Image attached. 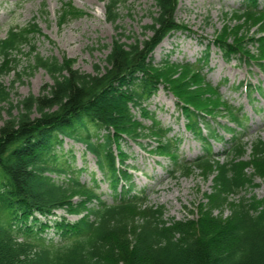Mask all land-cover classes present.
Segmentation results:
<instances>
[{"label":"trees","instance_id":"trees-1","mask_svg":"<svg viewBox=\"0 0 264 264\" xmlns=\"http://www.w3.org/2000/svg\"><path fill=\"white\" fill-rule=\"evenodd\" d=\"M124 3L108 0L107 20L115 23ZM178 4L154 0L152 22L144 26L152 35L141 39L119 32L106 65H96L94 73L76 69L70 59L42 56L33 43L41 31L37 23L11 27L0 39V75L13 72L21 79L43 68L53 80L38 95L16 94V101L17 80L11 87L0 84L1 109L8 112L0 124V264H264V197L246 195L259 174L256 170L264 172V141H252V156L243 159V135L228 124L244 129L240 111L207 80L203 67L169 58L153 62V52L166 36L189 31L175 17ZM236 13L246 20V33L239 30L232 37L226 28L214 44L226 61H253L264 72V8L256 0H245ZM84 14L65 2L59 23ZM27 46L29 63L20 69L16 56ZM260 86L248 84V93L264 95ZM161 87L175 94L186 129L198 141L218 140L211 122L232 134L226 161L212 156L208 146L196 162L180 159L177 138L148 108ZM217 113L227 124L217 120ZM66 138L82 142L94 155L100 180L81 181V170L59 153ZM126 138L141 146V141H151L149 151L170 155L175 171L194 167L214 173L208 206L198 221L170 222L163 206L148 205L144 191L134 190L129 154L122 146ZM252 160L256 170L249 164ZM101 183H107L112 202L103 198ZM233 195L239 199L229 216H215L212 211L226 206ZM59 209L82 216L54 220L59 235L54 240L46 235L51 224L42 218L55 216ZM132 210L143 214L136 220Z\"/></svg>","mask_w":264,"mask_h":264},{"label":"rangeland","instance_id":"rangeland-1","mask_svg":"<svg viewBox=\"0 0 264 264\" xmlns=\"http://www.w3.org/2000/svg\"><path fill=\"white\" fill-rule=\"evenodd\" d=\"M68 1L84 9L87 14L61 25L58 19L59 11L62 4ZM258 1L264 3V0ZM106 2L108 0H0V39L7 36L11 26L25 27L31 22L37 23L41 31L34 36L33 43L42 56L55 57L61 62L70 59L76 69L94 73L96 65L101 67L106 65L111 44L119 37V32H124L126 36L135 34L141 39H144L145 35L146 37L152 35L150 30L145 31L144 26L152 22V12L156 9L154 0H125L115 23L106 18ZM242 2L244 0H179L175 17L186 25L189 31L174 32L167 36L166 43L160 46L161 42L155 48L153 62L159 64L166 58L176 63L196 62L197 59L205 56L207 45L224 29L227 28L232 37L239 30L242 34L246 33L248 24L235 11L240 8ZM116 26L120 28L117 29ZM28 50L27 46L16 56L20 69L29 63L26 56ZM252 50L256 52L255 48ZM204 71L211 83L220 85V92L226 99L235 106L241 107L247 127L244 131L246 144L244 158L250 159L252 141L258 138L264 141V99L259 97L252 101L244 90L236 87L242 81L253 84L264 82V74L255 63L249 66L235 59L226 62L221 51L215 46L210 50ZM18 79L19 77L13 72L0 75V84L6 87H11L13 81L17 80L13 85L15 101L31 93L38 95L43 87L53 84L50 75L43 68L36 69L32 74H24L23 78ZM16 94L19 95L18 98ZM175 102L174 95L167 89L161 88L149 100L148 106L150 110L156 112L158 120L164 126L172 128L171 135L175 134L181 139L180 154L193 159L203 154V148L201 143L185 129V118ZM7 118V109H1L0 104V124ZM217 129L221 135L224 134L220 128ZM224 136L225 139H230V135ZM222 143H225L224 140L212 141L214 154L225 152ZM122 146L129 153L128 163L136 168L135 188L138 191H145L148 205L163 206L165 218L170 222L185 218L198 221L197 219L208 206V195L214 183V173L194 167L184 173H171L168 158L149 155L132 141H127ZM59 153L73 161L75 170H82L80 177L83 182H91L95 173L101 177L94 156L86 152L84 144L66 138ZM228 157H222L221 161H226ZM249 164L255 168L253 160ZM259 171L256 170L259 174L254 185L246 190L248 197H264V172ZM102 191L109 193L105 183L102 184ZM105 198L111 202L109 195H105ZM238 199V195L230 196L228 204L222 209L216 208L212 211L213 214L222 218L228 217ZM56 212L55 216L42 218L43 221L51 224L52 228H48L46 235L54 240L59 238L53 227L54 220H61L62 216H67L71 221L78 218L67 215L63 210ZM140 214H143V211ZM140 214L137 210H132L130 213L136 220L142 216ZM195 227L197 232L199 227L196 224Z\"/></svg>","mask_w":264,"mask_h":264},{"label":"bare ground","instance_id":"bare-ground-1","mask_svg":"<svg viewBox=\"0 0 264 264\" xmlns=\"http://www.w3.org/2000/svg\"><path fill=\"white\" fill-rule=\"evenodd\" d=\"M166 41H167V39H164V40L162 41V43L160 44V46H163V45L166 43ZM177 101H179V100L177 99Z\"/></svg>","mask_w":264,"mask_h":264}]
</instances>
